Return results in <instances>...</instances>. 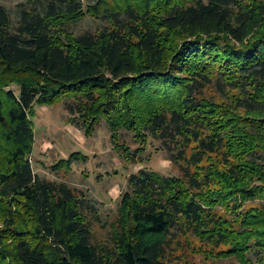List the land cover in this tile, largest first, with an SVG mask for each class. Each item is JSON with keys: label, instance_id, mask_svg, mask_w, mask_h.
Returning <instances> with one entry per match:
<instances>
[{"label": "trees", "instance_id": "obj_1", "mask_svg": "<svg viewBox=\"0 0 264 264\" xmlns=\"http://www.w3.org/2000/svg\"><path fill=\"white\" fill-rule=\"evenodd\" d=\"M88 11L105 24L76 32ZM62 102L89 139L106 121L127 163L157 141L179 175L142 166L102 216L67 179L88 154L58 179L33 164L35 105ZM184 234L264 264V0L0 5V264H172Z\"/></svg>", "mask_w": 264, "mask_h": 264}, {"label": "rangeland", "instance_id": "obj_2", "mask_svg": "<svg viewBox=\"0 0 264 264\" xmlns=\"http://www.w3.org/2000/svg\"><path fill=\"white\" fill-rule=\"evenodd\" d=\"M20 1L23 0H0V5L4 4L16 13V4ZM83 1L86 9L97 2V0ZM104 21L92 11H88L77 24L75 31L78 33L89 29L96 31L103 27ZM35 108L33 123H35L37 140L33 164L36 170L43 176L58 179V174L51 166L54 162L77 151L88 154L87 161L75 163V170L67 179L72 185L85 189L89 196L96 200L104 217L117 212L122 191L129 185V175L142 166L164 175L180 173L178 167L167 157V152L156 148L157 141L148 147L145 154L148 159L145 164H130L120 158L117 149L114 148L106 121L102 122L91 139L79 128L83 134L81 139L73 129L76 126L69 121L70 114L63 102L54 105L36 104ZM106 229L98 225L97 232L100 236L106 237ZM201 245V239L197 235L184 234L171 249L168 260L172 264H233L236 262L233 259L208 258L209 254L201 250Z\"/></svg>", "mask_w": 264, "mask_h": 264}, {"label": "crops", "instance_id": "obj_3", "mask_svg": "<svg viewBox=\"0 0 264 264\" xmlns=\"http://www.w3.org/2000/svg\"><path fill=\"white\" fill-rule=\"evenodd\" d=\"M73 127V126H72ZM77 128V129H76ZM73 127V129H74V131L76 132V134H77V136H79L81 139H83L82 137H83V134H82V132L79 130V128L78 127Z\"/></svg>", "mask_w": 264, "mask_h": 264}]
</instances>
